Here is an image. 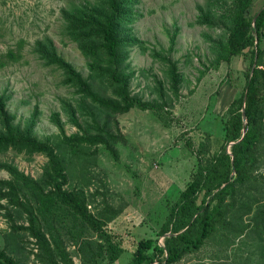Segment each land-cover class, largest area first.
I'll return each mask as SVG.
<instances>
[{"label":"rangeland","instance_id":"obj_1","mask_svg":"<svg viewBox=\"0 0 264 264\" xmlns=\"http://www.w3.org/2000/svg\"><path fill=\"white\" fill-rule=\"evenodd\" d=\"M92 1L0 0V95L9 97L8 110L16 116V124L25 128L35 120L33 134L41 140L61 139L55 113L67 136L82 135L70 121V106L76 110L79 124L92 135L108 121L110 132L118 138L115 146L119 158L104 145L84 146L82 158L68 173L66 188L82 187L95 194V204L89 207L92 211L97 204L104 207L108 203L119 212L106 229L123 250L114 264H130L141 237L159 239L169 206L192 179L199 145L207 136L215 143L224 137L223 115L244 89L249 62L238 56L230 64L215 63V42L227 35L220 8L228 0H135L134 15L122 26L126 34L142 41L121 55L123 69L131 75L129 92L149 102L162 101L163 97L167 120L164 123L152 112L138 108L118 115L96 111L92 99L65 83L63 69L48 66L34 51L36 42L51 39L58 54L94 91L114 96L106 80L90 71V58L79 44L65 34L66 12ZM263 6L264 0H255L250 16ZM203 13L209 15L213 26L204 24ZM173 35L176 42L172 48ZM20 42V60L6 59L7 51L17 49ZM155 51L177 63L181 73L178 96L172 92L168 66L153 56ZM260 69L264 70V65ZM84 103L102 115L98 125L92 122ZM259 159L254 180L240 188L229 215L231 224L220 226L201 250L186 255L178 264H264V140ZM0 162L38 179L47 158L18 153L10 147L0 152ZM72 162L67 160L69 166ZM0 179L12 177L0 169ZM16 209L0 198V249L26 264H39L35 240L24 231L14 234L13 225L27 226L26 216ZM159 240L163 244V238ZM68 250L74 264H81L75 247L69 245Z\"/></svg>","mask_w":264,"mask_h":264},{"label":"trees","instance_id":"obj_2","mask_svg":"<svg viewBox=\"0 0 264 264\" xmlns=\"http://www.w3.org/2000/svg\"><path fill=\"white\" fill-rule=\"evenodd\" d=\"M254 1L228 0L220 8L219 17L227 35L224 40L215 42V63L230 64L238 56L249 62L244 89L223 115L224 137L215 143L207 136L199 145L192 179L169 206L168 216L158 232V238H164L163 244L159 239L141 237L130 264H178L186 255L201 250L220 226L231 224L229 215L240 188L254 180L264 140V70L260 69L264 65V6L250 16ZM134 6L135 0H93L74 6L65 16V34L79 44L90 58V71L106 80L114 96L94 91L58 54L51 39L36 42L34 51L48 66L63 69L65 83L92 99L96 111L118 115L138 108L152 112L165 123L167 102L163 97L162 101L149 102L129 92L131 75L123 69L121 55L127 47L142 44V41L126 34L122 26L134 15ZM199 9L202 11L201 7ZM201 19L204 24L214 25L206 13ZM170 40L173 48L176 35ZM22 48L23 42H20L17 49L7 51L5 58L19 61ZM153 56L168 66L171 89L178 96L181 73L177 63L161 52L155 51ZM8 101V96L0 95V152L11 147L18 153L47 158L45 170L38 179L25 175L12 164L0 162V169L12 177L11 180L0 179V198L7 199L26 216L27 226L13 225L14 234L24 231L35 240L37 253L34 254L39 264H74L69 245L75 247L81 264H114L123 250L106 227L119 212L108 203L104 207L97 204L92 211L89 207L95 204V194L87 193L82 187L66 188L68 173L76 160L82 158L84 146L104 145L119 158L115 146L118 138L110 132L108 121L98 126L92 135L79 124L76 110L70 106V121L82 130V135L67 136L59 114L55 113L53 118L60 128L61 139L41 140L33 134L35 120L28 122L25 128L15 123L16 116L9 112ZM82 105L93 118L92 122L98 125L102 115L88 103ZM33 117L37 118V113ZM188 144L191 146L190 142ZM67 160H73L71 166ZM0 264L26 263L0 249Z\"/></svg>","mask_w":264,"mask_h":264},{"label":"water","instance_id":"obj_3","mask_svg":"<svg viewBox=\"0 0 264 264\" xmlns=\"http://www.w3.org/2000/svg\"><path fill=\"white\" fill-rule=\"evenodd\" d=\"M229 149H230V147H229ZM229 153H230V151H229ZM164 239V238H163ZM160 244H162L161 242H160Z\"/></svg>","mask_w":264,"mask_h":264}]
</instances>
